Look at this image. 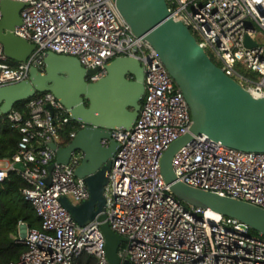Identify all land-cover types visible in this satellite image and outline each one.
Returning <instances> with one entry per match:
<instances>
[{
  "label": "built area",
  "instance_id": "built-area-1",
  "mask_svg": "<svg viewBox=\"0 0 264 264\" xmlns=\"http://www.w3.org/2000/svg\"><path fill=\"white\" fill-rule=\"evenodd\" d=\"M17 1L26 6L21 11L23 24L15 32L36 49L26 62L12 65L0 43V86L28 78L32 67L44 66L49 51L76 56L86 69H98L88 77L93 82L106 76L107 64L119 56L142 62L146 90L139 117L132 130L112 133L120 146L105 188L107 220L127 238L119 255L133 264H264L262 234H252L238 219L184 204L166 182L163 155L191 132V110L156 49L134 33L115 0ZM167 3L171 16L189 27L227 75L255 97H264V0ZM247 38L254 45H248ZM237 63L259 79L237 71ZM26 106L28 118L18 110L8 115L22 137L13 157L0 167V183L11 170H19L16 163L24 164L19 171L30 186L23 192L42 226L19 223L17 241L28 248L19 260L7 264H74L83 254L96 264H109L99 223L78 224L60 201L67 196L79 204L90 197L87 183L75 174L84 154L75 152L67 165L56 163L49 169L56 161L49 143L61 145L60 131L73 121L68 110L51 92L35 95ZM102 143L107 146L109 140ZM173 168L177 180L190 186L264 208V152L235 149L204 133L193 134L175 154Z\"/></svg>",
  "mask_w": 264,
  "mask_h": 264
},
{
  "label": "water",
  "instance_id": "water-1",
  "mask_svg": "<svg viewBox=\"0 0 264 264\" xmlns=\"http://www.w3.org/2000/svg\"><path fill=\"white\" fill-rule=\"evenodd\" d=\"M117 8L137 36L157 51L169 74L183 92L192 114L191 132L171 144L162 158V173L172 192L186 205L211 210L246 223L264 236V208L248 201L205 191L177 180L173 158L193 137L204 133L224 145L264 152V97H255L223 69L199 45L189 27L170 14L167 0H115ZM24 2L1 0L0 43L4 54L17 63L26 62L36 45L16 34L23 24ZM248 45H254L247 38ZM106 76L93 82L88 77L98 69H86L78 57L49 51L42 68L32 67L29 77L0 86V118L8 116L19 102L44 92L53 93L81 127L72 141L62 146L49 143L55 164H68L75 152L84 154L75 171L87 183L90 197L79 204L67 196L60 201L75 221L84 226L99 223L106 241L109 264H133L119 250L127 238L114 231L105 213V188L112 159L120 144L116 129L132 130L145 94V71L134 56H119L107 64ZM48 108L53 112L51 106ZM108 139V145L102 141ZM21 171L23 163H16ZM51 175L46 179L49 184Z\"/></svg>",
  "mask_w": 264,
  "mask_h": 264
},
{
  "label": "trees",
  "instance_id": "trees-1",
  "mask_svg": "<svg viewBox=\"0 0 264 264\" xmlns=\"http://www.w3.org/2000/svg\"><path fill=\"white\" fill-rule=\"evenodd\" d=\"M12 65L17 62L10 60ZM27 101L19 102L14 110L20 111L24 117L30 116ZM80 125L71 121L61 129L62 146L72 141V133H77ZM22 133L19 128L12 126L8 116L0 118V157L11 159L17 150ZM28 181L19 170H11L8 178L0 183V264L17 261L27 250V245L17 241L19 235V223L25 222L30 228H41L42 220L37 214L34 205L28 201L23 190L29 187ZM252 234H258L251 230ZM264 237V236H263ZM74 264H96L93 257L83 254Z\"/></svg>",
  "mask_w": 264,
  "mask_h": 264
},
{
  "label": "rangeland",
  "instance_id": "rangeland-1",
  "mask_svg": "<svg viewBox=\"0 0 264 264\" xmlns=\"http://www.w3.org/2000/svg\"><path fill=\"white\" fill-rule=\"evenodd\" d=\"M214 59L217 63H219L217 58H214ZM236 70L239 71L240 73H242L243 75L247 76L248 78L253 79V80L259 79V74L249 70L245 65H243L241 63L236 64Z\"/></svg>",
  "mask_w": 264,
  "mask_h": 264
},
{
  "label": "crops",
  "instance_id": "crops-1",
  "mask_svg": "<svg viewBox=\"0 0 264 264\" xmlns=\"http://www.w3.org/2000/svg\"><path fill=\"white\" fill-rule=\"evenodd\" d=\"M7 159H0V167H4L6 165Z\"/></svg>",
  "mask_w": 264,
  "mask_h": 264
},
{
  "label": "bare ground",
  "instance_id": "bare-ground-1",
  "mask_svg": "<svg viewBox=\"0 0 264 264\" xmlns=\"http://www.w3.org/2000/svg\"><path fill=\"white\" fill-rule=\"evenodd\" d=\"M210 214H212V215H217L215 212H213V211H210Z\"/></svg>",
  "mask_w": 264,
  "mask_h": 264
},
{
  "label": "flooded vegetation",
  "instance_id": "flooded-vegetation-1",
  "mask_svg": "<svg viewBox=\"0 0 264 264\" xmlns=\"http://www.w3.org/2000/svg\"><path fill=\"white\" fill-rule=\"evenodd\" d=\"M90 82V80H88Z\"/></svg>",
  "mask_w": 264,
  "mask_h": 264
}]
</instances>
